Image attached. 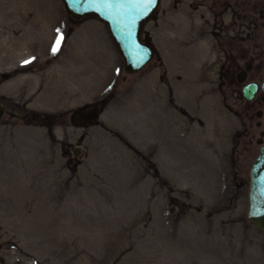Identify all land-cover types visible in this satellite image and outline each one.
Here are the masks:
<instances>
[{"label":"rangeland","instance_id":"374dc122","mask_svg":"<svg viewBox=\"0 0 264 264\" xmlns=\"http://www.w3.org/2000/svg\"><path fill=\"white\" fill-rule=\"evenodd\" d=\"M232 1L241 15L224 3L221 21L259 26L255 0ZM213 12L159 0L140 33L153 58L126 74L96 17L0 0V264H264L247 214L258 135ZM91 107L95 124H70Z\"/></svg>","mask_w":264,"mask_h":264},{"label":"water","instance_id":"95a60500","mask_svg":"<svg viewBox=\"0 0 264 264\" xmlns=\"http://www.w3.org/2000/svg\"><path fill=\"white\" fill-rule=\"evenodd\" d=\"M66 11L76 19L96 16L108 27L110 36L123 58L126 74L144 69L153 57V49L140 38L142 25L156 10L159 0H62ZM6 111L0 104V120ZM14 117V115H11ZM100 109L74 110L70 117L73 127L95 124ZM75 155H78L77 151ZM248 221L264 234V139L249 172Z\"/></svg>","mask_w":264,"mask_h":264},{"label":"flooded vegetation","instance_id":"af4514ba","mask_svg":"<svg viewBox=\"0 0 264 264\" xmlns=\"http://www.w3.org/2000/svg\"><path fill=\"white\" fill-rule=\"evenodd\" d=\"M213 12L212 29L217 35V45L222 53L224 81L231 84V92L242 103L246 119L257 133L256 143L264 139V12L260 7L264 0H255L259 26L235 27L233 21L225 23L218 18L222 4L237 9L232 0H201ZM263 3V4H262ZM239 13V11H238ZM239 15H241L239 13Z\"/></svg>","mask_w":264,"mask_h":264},{"label":"snow or ice","instance_id":"6c2138e0","mask_svg":"<svg viewBox=\"0 0 264 264\" xmlns=\"http://www.w3.org/2000/svg\"><path fill=\"white\" fill-rule=\"evenodd\" d=\"M149 3L152 2V0H148ZM64 37L61 35H57L56 41L52 47V53L55 55L57 52H59L62 41H63ZM31 61H25V64L30 63Z\"/></svg>","mask_w":264,"mask_h":264},{"label":"trees","instance_id":"16d2710c","mask_svg":"<svg viewBox=\"0 0 264 264\" xmlns=\"http://www.w3.org/2000/svg\"><path fill=\"white\" fill-rule=\"evenodd\" d=\"M72 32V29L67 30V35H69Z\"/></svg>","mask_w":264,"mask_h":264},{"label":"bare ground","instance_id":"6f19581e","mask_svg":"<svg viewBox=\"0 0 264 264\" xmlns=\"http://www.w3.org/2000/svg\"><path fill=\"white\" fill-rule=\"evenodd\" d=\"M174 27V26H173ZM5 59H6V57H5Z\"/></svg>","mask_w":264,"mask_h":264}]
</instances>
